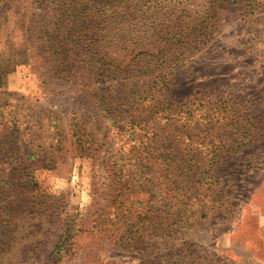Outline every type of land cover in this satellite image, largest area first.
Returning a JSON list of instances; mask_svg holds the SVG:
<instances>
[{
	"label": "trees",
	"instance_id": "trees-1",
	"mask_svg": "<svg viewBox=\"0 0 264 264\" xmlns=\"http://www.w3.org/2000/svg\"><path fill=\"white\" fill-rule=\"evenodd\" d=\"M35 1L45 3L53 18L52 26L40 33L43 47L36 53L47 74L84 85L95 109L129 143L104 150L105 197L91 205L95 209L87 223L66 220L54 246L55 259L82 232L96 238L91 245L140 255L143 244L144 250L156 251L151 260L139 259L137 264H228L184 234L197 217L227 208L231 192L219 187L211 169L222 155L251 141L250 115L213 93L190 94L182 101L168 98L173 72L212 39L219 0H207L201 12L191 11L187 0H175L181 5L176 8L162 0H144L142 7L134 5L136 0ZM26 43L19 32L5 38L0 89L16 65L31 59ZM4 126L0 243L12 234L15 211L34 213L40 203L48 209L34 195L28 162L35 152L19 147L15 127L8 133Z\"/></svg>",
	"mask_w": 264,
	"mask_h": 264
},
{
	"label": "rangeland",
	"instance_id": "rangeland-1",
	"mask_svg": "<svg viewBox=\"0 0 264 264\" xmlns=\"http://www.w3.org/2000/svg\"><path fill=\"white\" fill-rule=\"evenodd\" d=\"M143 1L136 0L134 5L142 7ZM162 1L164 5L171 1L170 8L181 6L175 0ZM187 1L191 11L201 12L208 6L207 0ZM219 4L220 8H214L219 18L212 39L173 72L168 98L182 101L198 92L219 95L250 115L252 136L246 146L222 155L211 169L219 187L231 192L227 208L197 217L184 238L228 264H264V0L238 5L219 0ZM52 24L45 3L0 0V53L11 32L24 34L32 50L31 59L16 65L0 89V129L5 125L12 133L15 127L18 146L35 152L28 162L36 183L34 195L48 208L44 210L40 203L34 213H13L12 234L0 243V264L151 260L156 251L144 250L143 244L138 255L135 250L91 245L96 238L82 232L55 259L54 246L66 220L82 218L87 223L95 209L91 205L105 197L104 150L129 143L116 136L95 109L84 85L47 74L36 53L43 47L40 33Z\"/></svg>",
	"mask_w": 264,
	"mask_h": 264
}]
</instances>
